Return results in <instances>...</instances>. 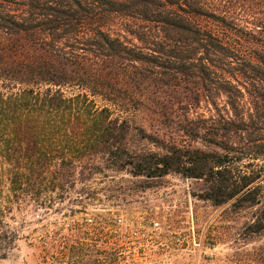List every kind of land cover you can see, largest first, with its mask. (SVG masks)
Here are the masks:
<instances>
[{
	"label": "trees",
	"instance_id": "16d2710c",
	"mask_svg": "<svg viewBox=\"0 0 264 264\" xmlns=\"http://www.w3.org/2000/svg\"><path fill=\"white\" fill-rule=\"evenodd\" d=\"M202 103L182 131L207 149L145 128ZM107 169L207 179L264 233V0H0V259L16 211Z\"/></svg>",
	"mask_w": 264,
	"mask_h": 264
},
{
	"label": "rangeland",
	"instance_id": "374dc122",
	"mask_svg": "<svg viewBox=\"0 0 264 264\" xmlns=\"http://www.w3.org/2000/svg\"><path fill=\"white\" fill-rule=\"evenodd\" d=\"M97 104L106 105L101 99ZM182 108H176L177 117L167 125L153 122L150 127L147 123V132L159 130L186 147L207 149L201 140L182 131L186 118L208 116L206 104ZM146 115L138 114L136 122L142 124ZM130 143L135 148H152L136 136ZM81 178L77 175L78 181L70 190L51 194L61 198L52 205L35 210L23 208L10 217L14 219L9 224L19 236L0 264H115L117 255L110 244L114 217H146L171 200L191 207L198 229H206L210 250L204 264H264V233L254 235L248 230L262 207L239 210L233 202L215 206L205 199L207 179H191L178 173L148 179L113 169L97 173L87 182ZM5 187L8 194V185Z\"/></svg>",
	"mask_w": 264,
	"mask_h": 264
},
{
	"label": "built area",
	"instance_id": "2783aa9c",
	"mask_svg": "<svg viewBox=\"0 0 264 264\" xmlns=\"http://www.w3.org/2000/svg\"><path fill=\"white\" fill-rule=\"evenodd\" d=\"M110 242L115 264H204L210 250L192 208L176 200L146 217L115 216Z\"/></svg>",
	"mask_w": 264,
	"mask_h": 264
}]
</instances>
